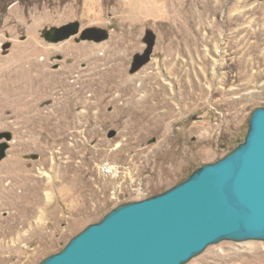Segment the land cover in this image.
I'll use <instances>...</instances> for the list:
<instances>
[{
  "label": "rangeland",
  "instance_id": "1",
  "mask_svg": "<svg viewBox=\"0 0 264 264\" xmlns=\"http://www.w3.org/2000/svg\"><path fill=\"white\" fill-rule=\"evenodd\" d=\"M183 1L0 0V132L9 131L14 136L8 153L19 155L12 157H40L33 166L36 183L20 200L21 206L35 211L25 234L35 237L37 245L43 247L20 264H39L117 206L169 190L244 142L254 111L264 107V0ZM195 15L211 18L208 30L202 32V38L210 39L198 47L195 76L190 80L197 83L192 89L195 93L173 96L172 113L165 125L153 126L144 120L139 137L121 136L124 128L120 122L128 121L130 111L119 113L118 104L113 103L117 88L133 79L140 87L141 77L153 72L172 83L177 92L176 77L182 75L169 73L167 65L180 57L187 61L186 50L195 49L190 41L193 26L189 17ZM229 17L239 20L231 22ZM66 25H77L79 33L60 42L44 37V31ZM91 30L106 37L87 36ZM233 35L237 38L231 41L229 36ZM151 39V61L133 73L134 57L145 54ZM95 47H99V59L88 55ZM119 52H125L126 57L122 77H114L112 69L114 78H109L92 99L94 106L74 108L84 116V125L70 130L66 145L79 144L89 162L82 163L81 154L70 159L61 145L53 148L39 134L42 122L32 127L16 113L18 107L11 97L28 89L33 74L21 62L32 55L44 63L50 77L71 73L73 81L76 76L90 75L98 64L104 67V62ZM56 105L54 96L44 95L39 109L53 111ZM131 115L137 121V112L132 110ZM112 131L116 136L110 138ZM120 144L124 147L117 149ZM69 161L84 167L79 172L67 171ZM30 162L34 163L33 159ZM25 234L21 231L10 241L0 238V254H27L17 248L18 243L28 241ZM188 264H264V241H225L210 246Z\"/></svg>",
  "mask_w": 264,
  "mask_h": 264
},
{
  "label": "water",
  "instance_id": "2",
  "mask_svg": "<svg viewBox=\"0 0 264 264\" xmlns=\"http://www.w3.org/2000/svg\"><path fill=\"white\" fill-rule=\"evenodd\" d=\"M79 30L66 25L44 37L60 42ZM153 47L151 39L145 54L134 57L133 73L151 61ZM4 138L12 134L0 133ZM0 148L2 160L9 145ZM225 241H264V107L254 111L244 142L225 157L165 192L117 206L39 264H188Z\"/></svg>",
  "mask_w": 264,
  "mask_h": 264
},
{
  "label": "bare ground",
  "instance_id": "3",
  "mask_svg": "<svg viewBox=\"0 0 264 264\" xmlns=\"http://www.w3.org/2000/svg\"><path fill=\"white\" fill-rule=\"evenodd\" d=\"M188 6L192 8V4ZM174 7H175V4L173 3L171 5V8H174ZM189 17L192 18L191 20H192V26H193V29L190 32V35L192 37V39L190 38V41L192 44L195 43V45L191 44L192 47L195 46V49L192 48V49L186 50V54L188 56L187 61L182 60L180 57V59L176 60L174 64L171 61L169 65L166 64L169 67L168 68L170 71L169 73H172V74L177 73V74L182 75L181 77L180 76L176 77L179 83L177 85L178 88L176 87L178 89L177 92L176 90H174L175 87L173 86L172 83L164 82L167 80H164V81L161 80L162 78L161 74L159 73L155 74L153 72L150 74L148 73L146 76L143 75V77H141L142 84L140 87H137L135 85L136 83L135 79L130 80L128 83L124 84V86H119V87L117 86L118 87L117 90L119 93L117 96L114 97L113 103L118 104L116 106L118 107L119 113H125V112L130 111L128 121L125 123L120 122V125L122 126V128H124V130H121V136H125L127 134V135H131V137L133 138H135L134 136L139 137V135L144 132V120H147L149 122L148 124L153 125V126H159L161 124L165 125L164 123L165 120L172 113L171 106H173L172 105L173 96H181L185 94L190 97L191 93L192 94L195 93V91L192 92V89H194L195 87L194 84L197 85V83L190 81V80H191V77L195 76L194 75L195 68L193 67L194 65H196V62L198 61L196 60L197 59L196 53L199 52L198 47L201 44V42L202 43L208 42L210 39L209 37L202 38V34H203L202 32L204 30H208L209 21L211 20V18L208 16L206 17V16H196V15L193 17L191 16ZM229 19H231V22L234 20L235 22L239 20L237 17H229ZM195 27H198V28H195ZM217 31L219 30H216V32ZM229 37L232 41L237 38V35H233V37L231 36ZM231 41H229V43ZM97 49H99V47L89 49L88 55L95 59H99L101 56L98 58ZM124 53L125 52L117 53L111 58L112 60L109 58L110 60H107L104 62L105 63L103 64L104 67L101 66L102 64L101 65L98 64L96 65L92 73H90V75L76 76V78L73 81L70 80V78L72 77L71 73H66V74H63L62 76H57V77H50V75L45 71L44 63L38 62L37 58L32 55L31 59L29 60L26 59L25 61L21 62L22 64L27 65L26 71L27 72L30 71L31 75L33 74V76H31V81L29 80V83L27 86L28 89L26 91H18V93L12 94L13 97H11V99L12 98L14 99L13 102L15 101V104L18 107V111L16 113L26 118L32 127H36L38 126L39 123L42 122L43 127L39 131V134L42 135L47 140L48 143L52 144L53 148L54 147L56 148L58 145H61L62 152L63 153L68 152L70 154V157H69L70 159H73L74 156L81 154L79 157H82L83 158L82 163H85V161L88 158H86L87 156L85 157V155L82 154L84 151L81 150V147L79 144L75 143L73 145H70L68 143L69 145H66L67 144L66 140H67L70 130L72 128H79V127H82V125H84L82 124L84 116L81 114V112L79 113L75 112L74 108L77 105H80V106L82 105L83 107H86L87 109L94 106L92 99L98 93L102 92L101 88L104 89L103 84L106 81H109L110 80L109 78H111L112 77L111 75H113L111 74V71H113L112 69H114V72H116L114 73V77H118V76L120 77L122 73H124L123 70L125 69L124 66L126 63V57ZM188 66H190V68H188ZM173 76H175V74ZM114 77H112V79ZM115 81H120V80H115ZM91 92L93 94L88 95V93H91ZM128 92H132L129 97H127ZM44 95H52L56 98L57 105L55 109H53V111L43 112L39 109V102ZM0 104H2L1 101H0ZM132 110L137 112V116H136L137 121L131 115ZM96 120L97 122H99L98 119ZM131 129L133 130V132H130ZM69 140H71V138ZM74 141H75V138H74ZM138 142H139V139H138ZM123 147L124 145L120 144L118 145L117 149H122ZM85 153L88 154L89 150H86ZM73 162L74 161L68 162L66 166L67 171L79 172L81 171V169H83L82 167H84V165L76 166L73 164Z\"/></svg>",
  "mask_w": 264,
  "mask_h": 264
},
{
  "label": "flooded vegetation",
  "instance_id": "4",
  "mask_svg": "<svg viewBox=\"0 0 264 264\" xmlns=\"http://www.w3.org/2000/svg\"><path fill=\"white\" fill-rule=\"evenodd\" d=\"M5 132L12 134L9 131ZM13 137L12 134V140L10 141L5 138L0 140V147L5 143L9 145L5 158L0 160V238L4 236L6 241H10L13 236L19 234L21 231H23V234L26 233L25 231H29V228H26V224L31 222L30 216L34 217L35 211H33L34 208L28 209L21 206L20 199L21 194H25L26 192L24 191L32 188L36 183L35 177L37 174L33 171V166L36 162L40 161V157L35 154H20L22 158L12 157L19 155L8 153L11 149L10 143L13 141ZM30 159H33L34 163H31ZM7 166L11 168H5ZM25 235L29 236L28 241L26 243H18L17 248L22 252L28 253L22 256L0 254V264H20L35 253L38 247L42 249L43 246L37 245L34 241L35 237H31L29 233Z\"/></svg>",
  "mask_w": 264,
  "mask_h": 264
},
{
  "label": "trees",
  "instance_id": "5",
  "mask_svg": "<svg viewBox=\"0 0 264 264\" xmlns=\"http://www.w3.org/2000/svg\"><path fill=\"white\" fill-rule=\"evenodd\" d=\"M87 36H89V37H94V38H96V39H97V38L100 39L101 37H102V38H103V37H106V36H105V33H104V35H102V33L99 34V33H97V32L94 31V30H91V32H89Z\"/></svg>",
  "mask_w": 264,
  "mask_h": 264
}]
</instances>
